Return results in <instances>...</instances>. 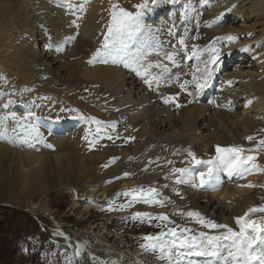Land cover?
<instances>
[{"label": "bare ground", "instance_id": "1", "mask_svg": "<svg viewBox=\"0 0 264 264\" xmlns=\"http://www.w3.org/2000/svg\"><path fill=\"white\" fill-rule=\"evenodd\" d=\"M23 1L25 2L23 5L16 2L19 12L27 9L24 14L20 13V16H23L24 23L29 25L31 30H35L33 32L36 36H40L39 40L44 41L45 37L43 38V36L46 34H42L43 29L37 24V21L39 25L42 24L40 23L41 15L39 12L43 11L49 19L48 26L50 25L51 27L49 26L50 28L48 29L52 28L50 31L53 32V35L49 43L50 50L46 51V54L39 56V58L36 57L38 64L32 66L27 61L29 44L23 37L19 38L21 40L20 43L14 45V52L10 55L11 58L19 60L17 62L20 63L13 66V68L16 67V70H21L20 74L14 72L17 75L16 77H19L20 82L33 83L32 88L35 98L32 99L33 107L29 108L26 107L25 103H9L10 109L5 115L8 119L2 120L0 118V133H4L3 137L0 138V201L28 203L31 209L48 210V193L51 190L62 187H75L74 207L83 202L85 210L99 208L107 203L111 195L120 192L122 188L153 180L155 176L146 178L141 171V175L123 178L105 186V182L108 179L110 180L125 173L123 171L126 167L124 158L128 155L133 154L134 157L140 155L137 158L139 163L144 158L142 152L145 151L146 146L150 142H165L164 144H166L170 153V150H172L171 146L174 145L171 143L177 141L176 139L182 140L184 146L186 144V147L193 146L192 149L199 157L198 160L204 162L200 164L201 169L208 167V161H215L217 145L221 147L241 146L246 150L244 155L258 156V153L254 152L250 146L254 145L255 141L259 139L264 140V0H196L200 5H198L199 9L202 7L204 10L205 23L216 22H214V28H211V33L217 34V36L225 34L227 39L228 37H234L235 39H226L225 45H221V42L219 43L220 45L218 44L220 49L217 50L220 52V60L216 65H208L209 68L215 69L211 86L202 93L195 92L196 94L192 95L194 97L193 101L189 104H184L182 111L179 110L178 112L171 111V109L169 111L166 108L163 110V107L156 104L157 93H155L156 90L153 86L154 82L149 87L145 83V79L143 81L139 80L137 73L133 72L127 76L123 70L131 68L125 67V63H123L124 69L115 65L102 66V68L96 63L83 65L82 57L84 55L88 56L92 52L91 50L97 51V49H100L99 45L101 46L102 44V39L97 36L96 32L103 24L106 26L109 23L112 6L109 8L110 4L107 0ZM156 1L159 3L158 8H163L162 11H165V13L161 18L159 17L158 22H152V29L160 31L165 36L168 35L167 30H163L160 19L164 20L168 17L169 12H178V15L183 17L185 8L183 9V4H179L180 6L176 7L175 0ZM139 2L140 0H124L119 3V7L135 12L136 10L132 7L138 5ZM12 7L9 1L0 0V38H4V40H0L4 42L2 46L10 41V34L7 35L5 33L8 32V29H11L9 28V22L16 14L12 11ZM240 21L242 22L241 28L243 31L236 29L237 27L234 29L231 26V24L236 25ZM159 25L162 30L158 28ZM203 28H200L198 32L196 28L193 29V33L197 32L199 34L204 31ZM2 29L5 30L4 33H2ZM172 32L171 34H173ZM244 49L248 50L245 51ZM31 53L33 54V52ZM209 53L200 52L199 61L192 56V53L188 58L192 61L195 68L199 66L203 69L204 64L201 61L208 60ZM247 59L252 60L250 65L252 67L255 66V70L251 72L234 70V66L237 64L235 62L245 63ZM4 60L6 59L4 58ZM118 60H120V57ZM157 60H159L157 64L162 65V67L172 65V61L167 60L165 54L161 56V60ZM157 64L155 63V65ZM223 64L224 67L221 68ZM232 67L234 71H227ZM235 67H238V65ZM41 69L43 73H49L47 78L38 76V72ZM81 70L84 76H96L103 79L104 84H107L106 86L117 91V93H122L120 97L122 104H127L126 97L131 94H135L136 97L142 96L139 100H142L143 105L146 104L144 102H155L150 103L149 107L145 106L144 110L141 108L142 111H139V114L136 113L137 110L133 106V114H137L134 118H137L142 123L144 122V124L139 128L138 126H136L137 128L133 126L135 128L127 129V131H121L115 127L113 129L112 127L111 139H105L106 148H102L104 149V151L102 150L103 152H98L99 144L94 145L93 150H89L91 146L89 147L88 140L84 139L85 135L88 136L89 133L88 125L85 122L78 121L79 124L76 125L75 120L71 118L56 123V121H53L54 119L49 118L51 106L47 107L48 102L41 100V97L46 95H54L56 98L63 100L64 98L59 93L68 98V93L75 85V81L78 80ZM182 71L183 69L180 73ZM158 72L160 71L158 70ZM154 75L161 78L164 76L155 73ZM62 85L69 88L58 90ZM236 85L240 87L238 90L235 87ZM126 86L128 88H125ZM167 91L169 92L168 89ZM238 91H240L239 94L242 95L244 103H239L241 97ZM139 100L137 97L136 101ZM40 102L41 105H39ZM2 103L3 101L0 99V113L3 110H1ZM49 104L51 103L49 102ZM13 108L16 110L14 114L22 118L21 122L24 124H31L30 115L32 116V114H35L34 117L37 116L36 118H39V115H45L41 117L42 122H38L42 126L40 125V128H37L41 129L42 140H48L50 142L48 143L49 145L56 147L54 151L44 149L41 143L34 142L39 151L37 153L31 152L33 147H29L28 144L23 142L19 131H11L17 123L11 119L12 112L10 111ZM86 108L89 109L90 107ZM236 108L243 110L236 112ZM82 109L86 112L82 111L84 115H90L88 109ZM115 117V120H119L120 116L116 115ZM110 120L112 119L110 118ZM163 130L166 132H163ZM61 132L66 133L68 137L54 138V135H56L54 133L60 134ZM145 133L149 134L151 140H145ZM261 134L263 136H260ZM248 136L254 137V139L250 141L247 139ZM4 137L7 139L4 140ZM239 139L243 142L239 141ZM54 141L57 142L55 143ZM180 143L178 146L182 145ZM183 145L178 147L181 149H176V147L175 150L183 152L182 150H185ZM25 147H28L29 151L25 150ZM249 149L252 151H247ZM148 153L150 154V152ZM153 155L148 160L152 159ZM97 160L109 161L110 163L108 164L110 166L100 170L99 166L96 165ZM114 161L116 162L113 164ZM149 162L151 161H148L145 165L146 167H139L138 165L140 164H136L139 167L137 170L140 171L147 168L150 164ZM257 163L261 168H264L263 161H257ZM166 172L169 174H159L158 184L162 190L169 191L171 194L172 192L168 185V183L171 184V178L165 179V177L170 176L172 171ZM249 183L257 185V187H241V185ZM165 184L168 185L167 188L164 187ZM179 189L185 193V204L190 209L196 210L217 223L227 224L238 230L235 218L244 215L250 207L264 204V172L254 171L251 175H245L243 178L236 174L228 176L226 172H221L220 183L215 190L200 189L189 184H180ZM79 190H83L85 195H81ZM37 194L42 197L41 203L27 200L32 195ZM126 211L134 213L138 211L150 213L166 212L169 214L165 207H153L144 203H135L131 207L126 208ZM258 215L261 214H254L252 218L255 219ZM105 264L109 263L106 262Z\"/></svg>", "mask_w": 264, "mask_h": 264}, {"label": "rangeland", "instance_id": "2", "mask_svg": "<svg viewBox=\"0 0 264 264\" xmlns=\"http://www.w3.org/2000/svg\"><path fill=\"white\" fill-rule=\"evenodd\" d=\"M6 1L11 3L13 6L12 11L16 14L14 15L13 19H10L9 28L11 29H8V32L5 33L7 35L10 34V41L3 46L2 44L4 42L0 41V99L3 101L1 106V110H3L0 113V118L2 120L4 119L6 112H8L10 109L9 103H25L26 107L29 108L33 107L32 99L35 98L32 88L33 83L28 84L29 82H20L19 77H16V74H20L21 70H16V67L13 68V66L20 64L17 62L19 60L10 57V55L14 52V45L20 43V37L26 39L29 44V54L27 56V61H29L33 66L38 64L36 57L39 58V56L46 54L50 50L49 43L51 42L50 39L53 35V32L50 31L52 28L48 29L51 26H48L49 19L45 12H39L41 15L40 23L42 24L39 25L37 21L38 26L43 29L42 34H46L43 36V38L45 37L43 41L39 40L40 36H36L34 33L35 30L33 28V30H31V27L24 23L23 16H20V13L24 14L25 10L27 12V9L21 10L19 12L17 2L22 3V5L25 2L23 0ZM123 1L124 0H107V2L110 4L109 8L113 6L112 4L116 3L119 5V3ZM48 2H51V0H48ZM138 4H147V7L142 10L143 14L141 16L139 26L130 36H128V38L126 37L127 39L125 38V44L127 45L126 56L123 58L120 57V61L118 60L119 57L115 55L96 56L95 54L97 51L91 50L93 53L91 52L88 56L84 55L82 57L83 65L96 63L101 67L115 65L116 67L118 66V68L122 67L124 69L123 63L131 62L132 67H140L141 65L147 67L148 65L152 64L153 67L148 69V77L141 75H137V77L139 80L141 79L140 81H143L144 79L152 78V76L155 77L156 75H154V73L164 75L158 80V86L157 82H154L153 86L156 90L155 93H157V101L155 102L156 104L163 107V110L166 108V110L170 111L171 109V111L173 110L174 112H178L179 110L182 111V106L193 101L194 97H192V95L196 94V90L192 86H189L188 91H185L180 87L182 82L185 80L190 81L192 79L191 73L195 72L196 70L192 64V61L188 57L195 50L199 53L210 52V59L212 51L220 49L218 44L221 42V45H225L226 43L224 44V42H226L228 39L225 34H219L217 36V34L211 33V28H214L216 22L214 21L215 23H205L203 16L204 10L202 7L199 9L200 5L196 0H175L176 7L180 6L179 4H183V9L185 8L184 11L186 16H179L178 12H169L168 17H166L164 20L160 19L162 24L160 25L163 27V30H167L168 35L164 34L165 36H163L160 31L153 30L154 28L152 29V22H158L159 17L161 18V16L165 13V11H162L163 8H158L159 3L156 0H140ZM161 5L163 6V4ZM135 6L132 8L137 11L138 9ZM162 22L166 24L164 25ZM241 24L242 22L240 21L236 25L231 24V26L234 29L237 27L236 29L243 31ZM160 25L158 28L161 29ZM202 27H204V31L197 34V32L200 31V28L202 29ZM195 28L197 32L193 33V29ZM4 31L5 30L2 29V33H4ZM105 31L106 26L103 24L96 32L97 36L101 37L102 41ZM171 32L173 34H171ZM180 39L185 40L187 45L186 49L179 44ZM0 40H4V38L2 37ZM99 47L101 48L100 45ZM31 52H33V54ZM173 52L176 53L175 60L177 63L173 64L172 62V65L170 64L171 66L166 65V67L171 69V71L168 73H162L163 67H155V63L157 64L159 61L157 59L161 60V56L166 53ZM4 58L6 60H4ZM113 59L118 60V62L113 63ZM105 60L108 62H103ZM134 60L137 61V63H133ZM248 60L249 59H247L245 63L235 62V64L237 63L236 65H238V67H235V65L234 70H243L245 72H251L255 70V66L252 67V65H250L252 60ZM244 66H246V68H244ZM223 67L224 64L221 66V68ZM131 69L126 68L123 71L127 76H129L134 72ZM182 69L183 71L180 73ZM232 69L233 67L227 71H234ZM158 70L160 72H158ZM14 72H16V74ZM48 75L49 73H43L42 69L38 72L39 77L44 76L47 78ZM175 75L179 76V80L175 79ZM75 82V85L68 93V98L59 93L61 97L64 98L63 100L56 98L54 95H46L41 97V100L48 102L47 107L51 106L52 109H50L51 111L49 113V118L52 120L54 119L53 121H56V123L72 118L75 120L74 122H76V125L79 124L80 121L85 122L88 125V136L90 137L87 140L89 144L88 146H91L89 148L90 151L93 150L94 145L97 144L100 145L98 152L104 151L102 148H106L105 141L109 136H112L113 124L115 125L114 127L116 129L121 131H127V129H133L136 126H138V128L141 127L144 122L142 123L138 121L137 118H134V116L139 114V111L141 112L143 108L145 109V106L149 107L150 103H155L149 101L144 102L146 104L143 105L142 100H139L142 96H137L139 101H136V95L131 94L130 96L127 95L130 98L126 97L127 104H122L120 99L122 93H117V91L106 86L107 84H104L103 79L97 78L96 76H84L82 70L81 74L79 72L78 80ZM66 87L69 88L68 86L62 85L58 90H63ZM235 87L237 90L240 88L239 85H236ZM125 88H128V86ZM189 92L194 93L189 95ZM239 92L240 91H238V94ZM239 96L241 97L239 99V103H244L242 95L239 94ZM168 97H175L176 99L165 103V99ZM49 102L51 104H49ZM79 103H81L80 106ZM5 105H7V107H5ZM39 105H41V102ZM81 106L85 109H88L86 107H90L88 109L90 112L89 116L84 115L86 112L81 108ZM133 106L137 110V114L135 115L132 111V109H134ZM14 108L10 111L12 114L16 111ZM238 109L239 108H236L235 111L239 112L243 110ZM34 115L35 114H32V116L30 115V120H32L30 125H33L36 128L40 125L42 126V124H39L38 122H42L41 117L45 115H39V118H36L37 116L34 117ZM116 115L120 116L119 120H115ZM62 117L64 118L62 119ZM92 117L96 118V120H99L101 122L100 125H97L94 120L90 119ZM110 118L112 120H110ZM98 127L100 128L99 133L96 131ZM114 127L113 129H115ZM39 132L41 133V129H39ZM163 132L166 131L163 130ZM54 134H56L54 135V138L68 137L66 133L62 132L60 134ZM260 136L263 135L261 134ZM144 138L146 141L151 140L148 133H145ZM3 139L6 140L7 138L4 137ZM49 140L51 141V139ZM176 140L177 141H173L171 143L174 145L171 146L172 150H170V153L166 144H164L165 142H150L149 145L146 146L147 149L145 148V151L142 152V156L144 158L140 161L141 163H138L139 159H137L140 155L136 157H134L133 154L128 155L126 158H124L126 169L124 168L123 171H125V173H129L130 175L125 177L123 174L115 176L110 180L108 179L107 182H105V186L110 183L112 184L113 182H117L123 178H131L133 176H138L139 174L141 175L142 172L144 173L143 176L146 178L148 176H155L153 180H147L131 187H124L118 193L131 191L137 188H143L146 190L150 187H154L158 189L163 196L170 197L173 201V203H169L167 206H165V209L169 212V214L171 213V219L175 220L178 225H185L195 230H204L200 229L199 225L196 226L197 224L194 222V219H189L187 217H181L180 215L174 214L177 212V210H182L185 212L196 211L190 209L187 204H185V193L179 189V185L175 184L173 179H170L171 184L168 183L172 192L170 194L169 191L162 190L158 184L159 174L166 173L165 175H167L168 172L166 171H172L173 168H188L191 170L193 175L199 173L200 171L207 170V168L201 169L200 164L194 163L189 156V152H191L195 154L197 159H199L197 154L192 149L193 146L186 147L187 144L184 146L182 144V140ZM90 141H95V143L90 144ZM239 141H241V139H239ZM259 141L260 139L255 141L256 145L254 144L250 146V148L254 152L258 153V161L264 162V146L260 145ZM54 142L56 143L57 141ZM179 142H181L180 145L182 144L185 148V150H182L183 152L175 150L176 147V149H181L178 148L182 146H178ZM48 143H50L48 140L43 141V143L41 142L42 147L44 149L54 151L56 147H48ZM24 149L29 151L28 147H25ZM38 151L39 150L36 148V145L33 147V150H31V152L34 153H37ZM148 152H150V154ZM151 155L154 157L148 160ZM148 161L151 162H149L150 164L147 166V168L140 171L137 170L140 166H145ZM168 161H172V163L169 164L167 163ZM115 162L116 161H114L113 164ZM108 163L110 162L106 160L96 161V165L99 166L100 170L106 169L107 166L109 167L110 164ZM136 164H140L138 165L139 167H137ZM164 174L163 176L165 177ZM74 188L75 187H62L51 190L48 193V210H39L34 208L31 209L28 203H11L0 201V264H105L106 262L109 264H112V262H114V264H165V262L158 259V254L146 251L142 245L146 243L143 237L146 235H156L160 231H164L166 229L157 228L155 226L157 223H160L159 221L152 220L151 223L147 221L142 223L140 220L131 219L134 212H127L126 209L120 210V206L126 205L131 199L130 196H118V193H115L111 195L110 199H108L105 205L99 208L85 210V204L83 202H80L76 207L73 206L75 197L74 193L76 192V189ZM173 188L178 189L181 196L183 197L182 199L181 196H177L172 191ZM79 192L81 195L84 194L83 190H79ZM41 199V195L37 194L32 195L27 200H31L35 203H41ZM261 215L256 216L255 219ZM192 259L198 261L199 264H202L204 260L202 257H192Z\"/></svg>", "mask_w": 264, "mask_h": 264}, {"label": "snow or ice", "instance_id": "3", "mask_svg": "<svg viewBox=\"0 0 264 264\" xmlns=\"http://www.w3.org/2000/svg\"><path fill=\"white\" fill-rule=\"evenodd\" d=\"M138 10L136 12L128 11L118 4H113L112 11L110 13L109 23L106 25V31L103 34V41L101 48L97 49L96 56H117L125 57L127 51V45L125 44V38L130 36L135 29L139 26L142 10L147 7V4H138L135 6ZM228 39H235L234 37H228ZM179 44L185 49L187 45L184 39L179 40ZM247 51L248 49H244ZM176 53H166L165 58L176 64ZM192 56L200 60V53L193 51ZM220 60L219 50H213L211 58L206 61H201L204 64V68L199 66L195 72L191 73L192 79L185 80L180 87L188 91L189 86L195 88L197 93H202L206 88L211 86V80L214 68H209L208 65H216ZM103 62H108L107 60ZM113 63L117 60L113 59ZM137 63V61H133ZM125 67H130L137 75L148 76V69L153 65L147 67L141 65L140 67H132V63H125ZM155 67H162L157 64ZM163 71L168 73L171 69L163 66ZM161 77H153L152 79H145V83L152 86L153 82H157ZM179 80V76L175 77ZM230 83V82H229ZM192 95V92L188 93ZM175 97H168L165 99V103L170 100H175ZM214 103V101H213ZM179 106V105H177ZM7 107V105H5ZM63 111V109H62ZM4 119H8L5 117ZM13 121H16V126L11 129L13 132L21 134V139L29 147H34L35 143L43 142L39 129L30 124H24L21 122L20 117H17L14 113L11 116ZM26 119V118H24ZM95 121L97 125H100V121L96 118H90ZM115 125H112L114 127ZM7 131V129H5ZM97 133L100 132V128L96 129ZM4 133H0V138ZM111 139V137H108ZM85 140L88 136L85 135ZM248 140H253L254 137H247ZM95 141H90V144H94ZM259 144L264 146V140H260ZM52 147V145H47ZM245 149L241 146L221 147L216 146V159L215 161H208V167L206 171H200L193 175L188 168H173L170 176L165 179H173L175 184H189L193 187L200 189H212L215 190L220 183V173L226 172L228 176L234 174L243 178L245 175H251L254 171L264 172V168H261L256 155H244ZM247 151H252L251 149ZM189 156L196 164L204 163L198 160L194 153L189 152ZM115 159V158H114ZM167 163L171 164L172 161ZM129 173H124L127 177ZM198 181V183L196 182ZM165 188L168 185H164ZM241 187L255 188L257 185L247 184L241 185ZM172 191L181 196L178 189L173 188ZM118 196H130L131 199L126 205H121L120 210H124L131 207L135 203H144L153 207L163 208L169 203H173L170 197H165L162 193L154 188L148 189L137 188L131 191H124L118 193ZM183 197L181 196V199ZM264 214V205L250 207L242 216L235 218V223L238 226L236 228L230 227L227 224L217 223L211 220L201 213L196 211H182L177 210L175 215L181 217H187L194 219V222L200 226V229L195 230L185 225H178L175 220L170 218V215L166 212L150 213V212H135L131 219L140 220V222H149L152 220L159 221L155 226L157 228H164L166 230L160 231L156 235H146L143 239L146 241L142 247L151 253L158 254V259L165 262V264H199L198 261L192 259V257L204 258L202 264H264V215L253 219L254 214ZM59 235V233H58ZM95 259V258H94ZM114 264V262H112Z\"/></svg>", "mask_w": 264, "mask_h": 264}]
</instances>
